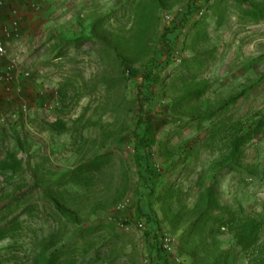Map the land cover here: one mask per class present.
<instances>
[{"label": "rangeland", "instance_id": "obj_1", "mask_svg": "<svg viewBox=\"0 0 264 264\" xmlns=\"http://www.w3.org/2000/svg\"><path fill=\"white\" fill-rule=\"evenodd\" d=\"M2 1L0 75L16 72L0 80V264H153L132 132L148 65L189 0ZM195 8L145 116L160 243L171 264H264V0ZM220 218L258 222L256 242L240 246Z\"/></svg>", "mask_w": 264, "mask_h": 264}, {"label": "trees", "instance_id": "obj_2", "mask_svg": "<svg viewBox=\"0 0 264 264\" xmlns=\"http://www.w3.org/2000/svg\"><path fill=\"white\" fill-rule=\"evenodd\" d=\"M195 0H189L183 13L177 16L173 25L166 30L160 38L162 50L156 54L148 65L147 72L139 86L140 94H145V102L141 101V113L132 132V141L134 143V163L137 169L138 184L135 190V212L138 219L143 222L142 225L147 229V237H152L148 242L147 253L153 264H171L170 259L163 245L160 243L161 225L152 210L154 196L159 183L160 174L155 166L153 159V145L155 132L153 124L145 119V116L154 107V97L149 94L150 90L159 83L161 74L165 71L173 56L178 38L188 25L190 19L195 15ZM264 11L256 12V15H262ZM255 15V14H254ZM245 137L239 136L233 143L232 154L240 155L243 143L247 142ZM217 227H228L235 232V237L240 246L250 247L257 240V232L260 225L256 221L246 222L235 228V219H215ZM8 234V226L0 231V239Z\"/></svg>", "mask_w": 264, "mask_h": 264}, {"label": "built area", "instance_id": "obj_3", "mask_svg": "<svg viewBox=\"0 0 264 264\" xmlns=\"http://www.w3.org/2000/svg\"><path fill=\"white\" fill-rule=\"evenodd\" d=\"M4 3L2 0H0V9L3 7ZM13 17L10 20V25L12 28V36L15 38L20 37V19L18 17V13L16 11L13 12ZM7 56V49L5 42L3 38L0 36V61L4 60ZM16 72V66L14 64H11L7 67L5 71H3L2 75H0V80H4L5 82H9L10 78L12 77V73ZM26 78H28L30 75L29 73L23 74ZM20 109L22 112L26 113L28 112V106L27 104H22L20 106ZM6 122L5 117H0V124H4Z\"/></svg>", "mask_w": 264, "mask_h": 264}, {"label": "crops", "instance_id": "obj_4", "mask_svg": "<svg viewBox=\"0 0 264 264\" xmlns=\"http://www.w3.org/2000/svg\"><path fill=\"white\" fill-rule=\"evenodd\" d=\"M48 6H46V8H47ZM21 19V18H20ZM22 20V19H21ZM30 23H32V22H30ZM33 24V23H32Z\"/></svg>", "mask_w": 264, "mask_h": 264}]
</instances>
